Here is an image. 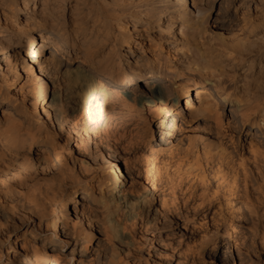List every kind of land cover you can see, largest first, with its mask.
Masks as SVG:
<instances>
[{
  "label": "clouds",
  "instance_id": "clouds-1",
  "mask_svg": "<svg viewBox=\"0 0 264 264\" xmlns=\"http://www.w3.org/2000/svg\"><path fill=\"white\" fill-rule=\"evenodd\" d=\"M0 264H264V0H0Z\"/></svg>",
  "mask_w": 264,
  "mask_h": 264
}]
</instances>
